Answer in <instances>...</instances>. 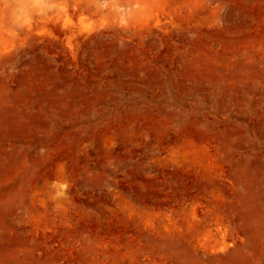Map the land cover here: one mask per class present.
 I'll return each mask as SVG.
<instances>
[{
	"label": "rangeland",
	"instance_id": "1",
	"mask_svg": "<svg viewBox=\"0 0 264 264\" xmlns=\"http://www.w3.org/2000/svg\"><path fill=\"white\" fill-rule=\"evenodd\" d=\"M0 264H264V0H0Z\"/></svg>",
	"mask_w": 264,
	"mask_h": 264
}]
</instances>
